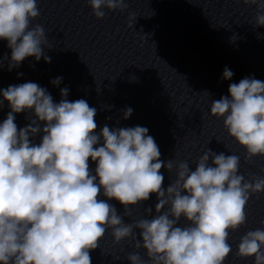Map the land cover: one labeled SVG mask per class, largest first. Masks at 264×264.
I'll list each match as a JSON object with an SVG mask.
<instances>
[{
    "label": "clouds",
    "instance_id": "obj_1",
    "mask_svg": "<svg viewBox=\"0 0 264 264\" xmlns=\"http://www.w3.org/2000/svg\"><path fill=\"white\" fill-rule=\"evenodd\" d=\"M244 2L256 6L254 26H264V0ZM88 4L97 19L105 17L104 9L128 8L125 0ZM39 16L37 0H0V40L11 49L9 70L28 57L51 62L44 53V47L51 48L44 27L30 26ZM136 16L129 15L130 27ZM233 75L224 69L223 79ZM62 79L51 83L58 86ZM228 92L211 101L210 113L223 118L228 135L246 150V161L264 157V81L245 77ZM0 94L10 107L0 123V264H91L90 252L109 229L115 244L130 239L145 251L147 260L139 251L129 253L130 264H225L232 253L230 232L246 223L250 197L264 192V176L239 174L238 155L207 148L192 170L186 161H162L146 127L105 125L97 133V109L85 99L69 101L67 87L58 103L30 81ZM23 112L34 118L18 128L15 114ZM132 112L127 108L123 118ZM38 134L42 138L35 143ZM174 164L175 179L165 188L161 169L172 173ZM152 194L158 199L156 214L149 207L151 218L132 223L108 202L118 201L130 216V206ZM134 229L140 230L139 239ZM235 255L264 264V227L242 235Z\"/></svg>",
    "mask_w": 264,
    "mask_h": 264
}]
</instances>
